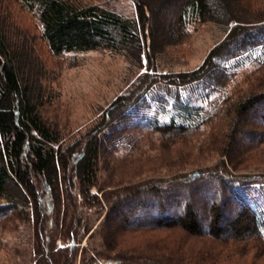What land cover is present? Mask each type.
<instances>
[{
    "label": "trees",
    "instance_id": "obj_1",
    "mask_svg": "<svg viewBox=\"0 0 264 264\" xmlns=\"http://www.w3.org/2000/svg\"><path fill=\"white\" fill-rule=\"evenodd\" d=\"M17 1L35 15L41 27L40 39L54 56L108 50L125 52L141 63L147 62L148 72L142 76L143 81L117 100L87 140L64 147L59 133L44 120L39 110L44 103L45 90L41 77L30 67L32 62L29 64L25 54V44L20 46L12 41L0 25V213L13 210L38 225L35 264H75L76 250L88 253L84 264L122 262L94 254L88 246L82 247L86 237H77L75 232L71 233L72 237H56L52 233L54 227L62 223V230L69 234L73 224L84 219L81 213L60 211L53 214L54 220L48 217L56 205L61 210L65 204L63 181L67 179L68 190L78 184L79 198L84 197L82 203L89 206L84 207L102 208L98 192L93 193L98 186L102 138L111 142L113 155L128 159L137 150V139L132 140V131L141 123L147 124L146 132L162 137L163 133L173 131L184 135L205 131L224 112L231 98L230 94L223 93L212 100L213 90L225 88L237 75L225 64L264 47V20L235 23L240 22L241 17L228 8L229 0H133L135 17L78 0ZM181 1H185V5L170 23L165 9ZM217 11H222V18L230 23L231 32L200 69L170 76L151 69V59H156L157 54L172 44L174 37L189 33L191 26L214 20ZM263 68L264 58L255 71ZM158 86L168 90L164 93L168 96L158 100L168 106L171 99L170 118L145 120L140 105ZM184 88H192L210 105H191L188 97L181 95ZM260 108H264V93L234 104L224 155L234 146L232 139L249 138L247 144L256 145V140L264 137V109L260 112ZM110 123L124 125L108 131ZM128 145L130 148L124 149V153H117ZM259 188L264 192V177H232L204 171L173 178L164 185L154 182L136 192L114 197L105 229L112 234L114 221H118L121 224L117 232L118 228L133 232L179 230L189 236L186 238L194 240L195 248L183 246V236L179 241L176 237H166L158 243L161 251L150 252L160 251L153 258L148 257L152 260L150 264H220L215 252L219 244L209 245V240L221 243L251 238L259 240L264 247V208L260 205L264 196L257 193ZM131 204L133 211L120 212L124 205ZM42 236L46 237L50 249L43 250L38 243Z\"/></svg>",
    "mask_w": 264,
    "mask_h": 264
},
{
    "label": "rangeland",
    "instance_id": "obj_2",
    "mask_svg": "<svg viewBox=\"0 0 264 264\" xmlns=\"http://www.w3.org/2000/svg\"><path fill=\"white\" fill-rule=\"evenodd\" d=\"M78 1L104 5L126 17L136 16L133 0ZM228 2V8L241 17L240 22L235 23L264 20V0ZM184 5L185 1H181L178 5L170 4L165 9L170 23L175 21ZM221 13L222 11H217V18L212 21L191 26L189 33L184 36L174 37L172 44L157 54L156 59H151V69L167 76L200 69L212 51L225 42L231 32L230 23L222 18ZM0 25L12 37V41L20 46L25 44V54L29 57V64L32 62L30 67L41 77V86L45 90L44 103L39 110L44 120L59 133L64 147L87 140L89 133L98 127L107 112L114 108L117 100L141 83L142 76L148 72L145 60L141 63L125 52L96 50L52 55L40 39L41 27L37 18L17 0H0ZM246 56L225 64L229 71H236L237 75L225 88H215L212 100H217L223 93L230 94L231 98L224 112L205 131L189 135L173 131L171 134L163 133L162 137L146 132L147 124L141 123L132 131V140L137 139V150L128 159L113 155L115 151L111 142L106 141L108 138H102L98 186L93 190V193L98 192L102 208L96 206L92 210L84 207L87 204L81 201L84 197L79 198L78 184L68 190L66 179L63 181L65 204L61 210L56 205L53 213H48L51 215L48 217L54 220L56 212L60 211L69 214L81 213L84 219L73 224L69 234L62 230V223H58L52 233L56 237H72L75 232L77 237H86L82 247L88 246L90 251L102 257L122 260L116 261V264H150L152 260L149 258L160 253L162 246L158 243L166 237H176L179 241L178 238L183 236V246L187 244L188 247L195 248L194 240L186 238L189 236L183 235L179 230L148 229L133 232L118 228L117 232L121 223L114 221L112 234H108L105 223L110 217L109 209L114 197L125 195L126 192H136L154 182L164 185L173 178L188 177L201 171L218 175L229 174L232 177H264V137L256 140V145L247 144L249 138L242 140L239 137L235 141L232 139L234 146L230 148L229 154L224 155L223 149L229 134L234 104L251 95L255 97L264 93V68L255 71L259 61L264 58V47H259ZM167 91L166 88L158 86L148 93L146 102L140 105V111L145 113V120L166 121L170 118L171 99L169 98L168 106L158 100L168 96L164 94ZM181 95L185 98L187 96L191 105H210L203 100V96L195 94L192 88H184ZM263 109L260 108L259 111L262 112ZM123 125L110 123L106 130L121 129ZM126 148L129 149V145L122 147L117 153H124ZM256 191L264 196L262 189ZM260 205L264 208V202ZM133 207L132 204L124 205L120 212L133 211ZM40 223L41 221L39 226ZM37 226L32 220L15 214L13 210L0 213V264H35L38 259L34 254V249L37 250ZM208 242L209 245L219 244L215 252L219 255L216 260L220 264H264V247L259 240L232 239L226 241L228 246L224 245L226 242ZM38 243L43 250L50 249L45 236ZM157 249L160 251L150 253ZM76 251L75 264H84V260L89 258L88 253ZM228 254L230 257L224 262ZM165 257L168 259V255Z\"/></svg>",
    "mask_w": 264,
    "mask_h": 264
}]
</instances>
